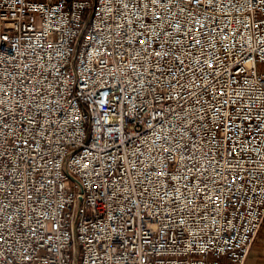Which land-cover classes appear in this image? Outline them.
Listing matches in <instances>:
<instances>
[{
  "label": "built area",
  "instance_id": "obj_1",
  "mask_svg": "<svg viewBox=\"0 0 264 264\" xmlns=\"http://www.w3.org/2000/svg\"><path fill=\"white\" fill-rule=\"evenodd\" d=\"M262 64L264 0H0V264H246Z\"/></svg>",
  "mask_w": 264,
  "mask_h": 264
},
{
  "label": "crops",
  "instance_id": "obj_2",
  "mask_svg": "<svg viewBox=\"0 0 264 264\" xmlns=\"http://www.w3.org/2000/svg\"><path fill=\"white\" fill-rule=\"evenodd\" d=\"M255 241L246 264H264V230H261Z\"/></svg>",
  "mask_w": 264,
  "mask_h": 264
},
{
  "label": "rangeland",
  "instance_id": "obj_3",
  "mask_svg": "<svg viewBox=\"0 0 264 264\" xmlns=\"http://www.w3.org/2000/svg\"><path fill=\"white\" fill-rule=\"evenodd\" d=\"M259 69H260V70H261V69H264V64L260 65V66H259Z\"/></svg>",
  "mask_w": 264,
  "mask_h": 264
}]
</instances>
